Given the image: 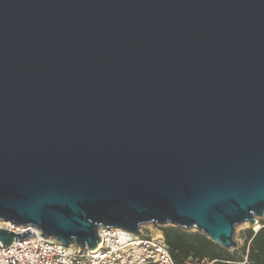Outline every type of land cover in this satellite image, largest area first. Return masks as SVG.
<instances>
[{"label":"water","instance_id":"obj_1","mask_svg":"<svg viewBox=\"0 0 264 264\" xmlns=\"http://www.w3.org/2000/svg\"><path fill=\"white\" fill-rule=\"evenodd\" d=\"M263 216L264 0H0L1 221L230 250Z\"/></svg>","mask_w":264,"mask_h":264},{"label":"built area","instance_id":"obj_2","mask_svg":"<svg viewBox=\"0 0 264 264\" xmlns=\"http://www.w3.org/2000/svg\"><path fill=\"white\" fill-rule=\"evenodd\" d=\"M149 225L155 228V232L147 235L140 233L143 226L138 234L100 226L97 230L100 241L95 249L88 250L87 247L66 246L52 237H43L35 228L0 220L1 228L15 233L33 232V235L8 246L0 242V264H175L159 226ZM183 264L212 262L188 257Z\"/></svg>","mask_w":264,"mask_h":264},{"label":"trees","instance_id":"obj_3","mask_svg":"<svg viewBox=\"0 0 264 264\" xmlns=\"http://www.w3.org/2000/svg\"><path fill=\"white\" fill-rule=\"evenodd\" d=\"M259 228L244 232L243 243L238 249L226 250L196 230H185L165 224L159 227L175 264L188 258L207 260L212 264H264V220Z\"/></svg>","mask_w":264,"mask_h":264},{"label":"rangeland","instance_id":"obj_4","mask_svg":"<svg viewBox=\"0 0 264 264\" xmlns=\"http://www.w3.org/2000/svg\"><path fill=\"white\" fill-rule=\"evenodd\" d=\"M258 220H264V216L263 217H256V223L254 225H251V224H242V225H235L234 226V232H233V241L235 242V247L234 248H231L230 250L232 249H238L240 248V246L242 245L243 243V238H244V232L246 229L248 228H252V229H257L259 227V223H258ZM143 228L142 229V235H144L143 233H154L155 232V228L150 226L149 224H145L143 225ZM141 233V232H140Z\"/></svg>","mask_w":264,"mask_h":264},{"label":"crops","instance_id":"obj_5","mask_svg":"<svg viewBox=\"0 0 264 264\" xmlns=\"http://www.w3.org/2000/svg\"><path fill=\"white\" fill-rule=\"evenodd\" d=\"M144 229V228H143ZM142 233V232H141ZM144 235H147V232L146 233H143ZM149 234V233H148Z\"/></svg>","mask_w":264,"mask_h":264}]
</instances>
